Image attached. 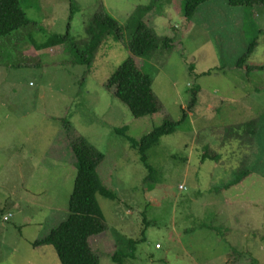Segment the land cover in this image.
Here are the masks:
<instances>
[{"label": "rangeland", "instance_id": "obj_1", "mask_svg": "<svg viewBox=\"0 0 264 264\" xmlns=\"http://www.w3.org/2000/svg\"><path fill=\"white\" fill-rule=\"evenodd\" d=\"M19 1L33 22L21 30L29 37L14 33L0 47V264H60L52 246L32 243L68 216L76 170L65 120L72 138L104 155L97 174L116 197H96L107 230L88 242L100 264L131 252V240L143 243L125 264H264V70L257 68L264 9L210 0L187 22L180 1L166 3L168 10L164 0ZM151 3L162 17H146L147 27L174 40L170 52L135 58L155 75L163 110L152 116L135 118L103 86L130 53L126 35L108 36L90 68L74 63L67 46L19 58L61 33L82 46L100 9L126 27L135 9ZM250 48L246 63L256 69L247 74L237 63ZM14 62L33 64L6 66ZM195 89L188 120L150 152L156 183L145 182L126 137L139 140L166 118L181 120ZM243 171L250 173L243 182L223 188Z\"/></svg>", "mask_w": 264, "mask_h": 264}, {"label": "trees", "instance_id": "obj_2", "mask_svg": "<svg viewBox=\"0 0 264 264\" xmlns=\"http://www.w3.org/2000/svg\"><path fill=\"white\" fill-rule=\"evenodd\" d=\"M174 1L183 3L184 18L187 22H192L198 9L210 0H164V3L160 2V4L168 10L169 8L166 6V3L170 5ZM228 1L231 7H246V9L251 8L253 11L258 7L264 9V0ZM154 14L157 19L162 17L160 13L155 12V5L153 3L138 7L128 20L127 26L122 27L107 12L100 9L91 17L90 22L85 28V37L87 39L82 46H79L78 43L81 41H75L67 32L63 36L54 35L47 37L40 47L36 43L34 45L32 43V50L20 52L19 58H40L37 51L67 46V50L73 57L74 63L90 68L96 52L104 45L108 36H111L116 42H120L124 40L126 35L130 42V53L104 82L103 86L112 97L124 103L135 118L152 116L163 110L162 104L153 91L155 75L150 74L147 71L148 69L139 67L135 58H147L159 48L165 52H170L174 48L172 37L161 39L155 30L147 27L148 22L145 20L146 17H151ZM31 24L33 22L27 18L20 6L19 0H0V47H2L4 40L11 38L14 33L20 32ZM21 32L27 35L26 31ZM17 46L18 42L15 47L17 48ZM250 54H252V48L243 54L237 63L240 68H243L246 64L247 74H249L250 69H256V67L252 68L246 63ZM2 61L3 57L0 52V63ZM31 64L33 62H24L21 65H17L14 62L6 66L11 65L15 68H24L31 66ZM36 64L38 67L41 61ZM0 67H2L1 64ZM257 68L264 70V65L257 66ZM192 70H194V66H191ZM196 104L197 89L193 90V97L189 106L187 108L182 107L183 116L181 120L174 121L166 118L161 125L155 127L150 133L141 136L139 140H135V138L130 136L126 137L128 138V142L132 144L133 149L138 151L141 164L148 174L145 182L156 183V171L148 165V161L151 159L150 152L160 144L164 136L174 134L179 125L188 120L190 110L191 108H195ZM64 124L66 127V140L69 142L76 170L72 191L68 200V216L64 222L59 223L51 229L45 238L32 243V247L33 249H37L42 246H52L60 264H100L98 257L92 252L88 242L90 238L99 236L107 230V225L96 197L101 196L110 201H114L116 197L101 183L97 174L98 167L104 161V155L84 140V138H72L70 136L71 125L67 120L64 121ZM202 159L204 160L205 156ZM212 160L219 159L214 157ZM249 175V172L243 171L236 176L234 181L223 188L228 189L236 186ZM141 243L143 242L129 241L131 252L116 251L112 257L113 263L125 264L124 259L134 257L137 246Z\"/></svg>", "mask_w": 264, "mask_h": 264}, {"label": "crops", "instance_id": "obj_3", "mask_svg": "<svg viewBox=\"0 0 264 264\" xmlns=\"http://www.w3.org/2000/svg\"><path fill=\"white\" fill-rule=\"evenodd\" d=\"M58 35H63V34L61 33V34H58Z\"/></svg>", "mask_w": 264, "mask_h": 264}]
</instances>
